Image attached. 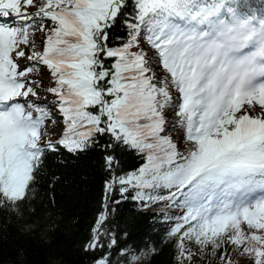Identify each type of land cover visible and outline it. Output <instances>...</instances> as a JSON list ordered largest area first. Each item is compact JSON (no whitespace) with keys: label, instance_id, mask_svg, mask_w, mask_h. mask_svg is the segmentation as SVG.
I'll use <instances>...</instances> for the list:
<instances>
[{"label":"snow or ice","instance_id":"1","mask_svg":"<svg viewBox=\"0 0 264 264\" xmlns=\"http://www.w3.org/2000/svg\"><path fill=\"white\" fill-rule=\"evenodd\" d=\"M93 147L110 174L84 244L93 264L117 245L109 200L175 209V264L209 249L233 264L229 248L264 264V18L224 0H0V207L19 210L47 152Z\"/></svg>","mask_w":264,"mask_h":264},{"label":"trees","instance_id":"2","mask_svg":"<svg viewBox=\"0 0 264 264\" xmlns=\"http://www.w3.org/2000/svg\"><path fill=\"white\" fill-rule=\"evenodd\" d=\"M123 31L114 30L112 35ZM166 115L172 119L170 113ZM171 135L179 147L187 146L180 143L182 129L172 130ZM104 155L100 147L76 155L63 149L45 154L37 181L19 210L0 207V264H93L97 253L84 251V244L104 202V185L110 175ZM117 156L124 170L140 163L131 151ZM108 205L111 211L104 227L117 239V245L108 250L112 264H125L123 252L145 254L142 264H175L174 238L168 235L171 222L165 218L175 209L165 208L163 203L141 208L131 200L119 205L109 200ZM28 226L35 230L28 231ZM103 240L107 243L109 236ZM229 252L233 264H251L248 257L231 248ZM193 264L218 261L209 249L203 257H194Z\"/></svg>","mask_w":264,"mask_h":264},{"label":"rangeland","instance_id":"3","mask_svg":"<svg viewBox=\"0 0 264 264\" xmlns=\"http://www.w3.org/2000/svg\"><path fill=\"white\" fill-rule=\"evenodd\" d=\"M24 61H21V63H23ZM43 79H47V71L45 70V74L44 76L42 77ZM49 99H52V97L49 95L48 97ZM257 113H253V115H255ZM58 126H53L52 124L51 125H48V128H49V133L50 135L52 136V139L55 140L56 138H58V136L62 133L63 131V125L61 122L57 123Z\"/></svg>","mask_w":264,"mask_h":264}]
</instances>
